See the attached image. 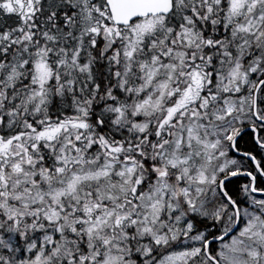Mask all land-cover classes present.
Instances as JSON below:
<instances>
[{
  "label": "snow or ice",
  "instance_id": "6c2138e0",
  "mask_svg": "<svg viewBox=\"0 0 264 264\" xmlns=\"http://www.w3.org/2000/svg\"><path fill=\"white\" fill-rule=\"evenodd\" d=\"M0 264H264V0H0Z\"/></svg>",
  "mask_w": 264,
  "mask_h": 264
}]
</instances>
